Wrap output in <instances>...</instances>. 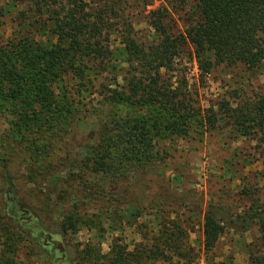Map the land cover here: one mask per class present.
<instances>
[{
  "label": "trees",
  "instance_id": "obj_1",
  "mask_svg": "<svg viewBox=\"0 0 264 264\" xmlns=\"http://www.w3.org/2000/svg\"><path fill=\"white\" fill-rule=\"evenodd\" d=\"M12 2L25 9L20 13L22 30L0 45V121L9 126L4 139L28 156L33 179L50 177L52 185L59 182L63 161L51 162L58 157L59 144L68 143L91 117L97 118V131L91 134L95 143L81 148L84 155L73 168L86 171L85 177L105 176L115 186L127 182L131 174L160 171L168 141L203 137L216 130L221 120H228L227 125L243 137L257 136L264 143V93L236 107L223 100L217 110H204L186 80L175 81L173 75L177 60L188 49L202 77L221 66L257 69L264 62V0H168L176 9H188L185 31L173 32L167 9L154 10L147 17L150 35L141 40L136 38L130 12L151 6V0ZM37 34H51L56 42H39ZM113 36L121 45L116 51L111 49ZM95 95L98 107L92 105ZM9 167V159L0 157L7 183L6 212L0 215V225L6 220L0 264H17L20 248L11 233L14 226L37 244L47 242L51 264H74L66 249L60 253L63 260L59 258L61 243L53 236L64 239L69 227L82 221L67 218L61 205L51 215L53 223L46 225L18 196ZM98 192L107 201L113 197L101 188ZM80 201L72 197L74 206ZM256 218L264 242V215ZM160 227L152 237L151 230L143 233L144 242L134 252L117 246L110 264H188L194 249L184 230L167 220ZM224 232V225L208 213L206 251L216 248ZM252 263L264 264V256L253 258Z\"/></svg>",
  "mask_w": 264,
  "mask_h": 264
},
{
  "label": "rangeland",
  "instance_id": "obj_2",
  "mask_svg": "<svg viewBox=\"0 0 264 264\" xmlns=\"http://www.w3.org/2000/svg\"><path fill=\"white\" fill-rule=\"evenodd\" d=\"M151 1V6L130 12L138 40L150 35L147 17L151 11L159 9L169 11L167 23L173 32L185 31L188 9H176L168 0ZM24 9L12 0H0V45L22 30L19 22ZM36 39L42 43L56 42L51 34H37ZM120 48L118 38L113 36L111 49ZM191 52L192 49H188L177 60L173 75L175 81L186 80L204 110L213 107L217 110L223 100L236 107L237 103L256 100L264 93V62L255 70L242 65L216 67L210 75L202 77ZM116 58L122 59L120 55ZM92 99V105L98 107L97 95ZM89 120L68 138V143L59 144L58 157L51 162L63 161L64 165L58 169L61 179L59 182L54 179L57 183L53 185V178L31 177L28 156L8 144L3 132L9 126L0 121V157L9 159V172L20 199L48 226L53 223L54 209L61 205H65L67 218L82 221L75 228L70 226L64 239L53 236L61 243L58 245L61 252L57 253L60 259L63 260L61 255L66 249L74 264H110L117 246L124 252H134L144 242L142 234H149L151 230L154 234L150 233V237L157 235L166 220L184 230L188 244L194 249L188 264H253V258L264 256L260 220L256 218V215H264V143L257 136L243 137L227 125L228 120H221L216 130L203 137L168 141L160 171L147 175L146 172L134 173L120 184L122 186H115L105 176L85 177L86 171L73 168L84 155L81 148L95 143L91 134L97 131V118ZM137 178L139 183L134 182ZM100 188L105 195L112 193L113 197L107 201L103 194L97 195ZM6 190L7 183L0 168V215L6 212L3 201ZM72 197L81 201L74 206ZM210 212L224 225L225 232L216 248L208 252L204 245V224ZM5 222L4 226L0 225V245L6 237ZM7 226H12V222ZM12 230L20 248L17 264H51L45 250L49 247H45L47 242L37 244L17 232L15 226Z\"/></svg>",
  "mask_w": 264,
  "mask_h": 264
}]
</instances>
